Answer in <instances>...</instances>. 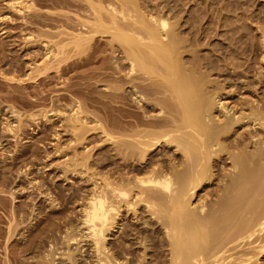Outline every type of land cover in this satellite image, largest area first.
Segmentation results:
<instances>
[{
	"label": "bare ground",
	"instance_id": "6f19581e",
	"mask_svg": "<svg viewBox=\"0 0 264 264\" xmlns=\"http://www.w3.org/2000/svg\"><path fill=\"white\" fill-rule=\"evenodd\" d=\"M24 3L21 7L29 11V16L25 14V17L21 16L24 17V21L27 17L22 25L27 24L25 27L22 26L20 32H26L24 35L27 42L43 44L55 60L52 58V63L49 60L43 63L46 69H42L40 65L36 68L40 73L44 72V76H41L42 73L37 76L34 72L37 77L33 74L34 77L31 75L27 79H22L17 73H22L18 71L21 65H16L14 60V66L10 63L8 68L15 69L4 67L5 70L2 69L1 74L5 78L10 76L9 81L25 82L26 88L33 87L37 93L34 91L36 98L32 97V105H39L42 100L48 98L42 91L38 92L36 89L48 83L52 77L48 72H53L54 70H51L53 67L56 68V74L61 80L77 67L102 61L100 66H104L106 71L95 70V73L91 71L90 77H97L102 83L103 80H106L105 83L108 81L111 83L109 86L108 82V87L106 85L109 90L104 91L105 95L101 91L99 96L102 95L103 99L90 97L91 103L95 104L94 106L89 104L90 108L99 104L98 111H102V116L97 114V109L95 113L90 108V111L85 109L88 105L86 96L87 105L83 102L86 106L82 100L74 102L73 100H76L74 98L73 103L69 104L72 107L71 122L74 124L72 131L76 133H73L76 135L74 143L78 141L82 144L90 140L87 139L86 133L89 131L90 115L96 117L94 120L96 125L92 129H99L100 134L102 133L105 140L109 141L106 158L100 153V156L94 159L99 170L95 173L98 178L91 181L93 187L91 192H88L89 195L83 196L86 203L82 207L80 223L82 227L79 228L82 229L83 237L92 243L91 255H84L86 251L83 252L84 247L79 250L76 248L82 252L81 255L71 250L72 243L77 242V245L79 243L78 227L70 230L72 227L68 225V229L65 230L67 233L62 236L64 231L57 225L58 222L55 227L53 222L45 223L54 228L46 225V228L43 231L39 229L41 233H38L31 227L28 232L31 239L26 246L29 245L30 251L37 254L35 258L36 256L40 258L32 264H264V24L262 23L263 29L259 28L258 35L246 34L249 36L250 45L246 41V45L239 44L244 34L240 33L241 30L236 28L237 26L232 28L229 36L227 32V44L224 49L221 42L214 45L210 42L215 33L219 35L217 30L214 29L215 33L211 30L214 26L202 32H198L200 27H196L194 31L195 24H198L199 20L201 22V19L189 11L186 16L176 12L177 9L184 11L181 9L184 7H180L183 3L175 4L176 1L170 4L176 9L171 14L168 13L169 8L164 11V8L167 9L170 5L162 7L161 3L154 0H27ZM38 5L52 9H49V12H40ZM19 8L18 12H22V8ZM65 8L71 11L67 12ZM81 11L86 12V18L91 19L86 20L83 15L80 16ZM79 17H82V20ZM36 23V27L38 24L43 27L35 29L33 25ZM20 24L16 27H21ZM33 28L35 30H32ZM103 39H109V42L105 43L108 44V48L104 51L101 48ZM206 44L209 48L212 47L209 53H204L205 51L200 49V46ZM68 47L71 48L70 52H74L70 57L67 54L69 49L66 51ZM2 51L4 50L0 52ZM3 53L6 55L8 52L1 54ZM115 54L121 57H116ZM247 54L251 58L248 59ZM1 57L3 59L0 61L5 62L4 56L0 55V59ZM31 80L33 82H29ZM74 85H66L67 91H71ZM12 86L21 88L18 83ZM91 88L88 89L93 91ZM80 90V96L87 95ZM91 91H88L89 96ZM97 93L94 94L98 95ZM59 94L56 96L58 99H53V103H62L64 99H68L65 96L66 92L65 95L64 92ZM229 100L232 101L229 103ZM119 103L121 105H118ZM11 113L18 115L14 110ZM39 114L30 113V119L35 120ZM45 115L47 119V113ZM24 125L23 123V127ZM23 127L9 123L6 130L20 137L25 132ZM4 146V142H0L1 158L3 150H6ZM83 147L87 148L88 144L84 143ZM76 149L73 152L76 153ZM37 151L33 154L40 152ZM84 152L87 155L80 157L81 159L77 157L78 155L74 157L77 158L73 159L74 164H71L73 172H78L83 167L88 171L92 154L87 153V150ZM106 159L109 160L110 168L106 166L108 170L104 173L102 170L106 169L103 166ZM69 167L67 171H70ZM218 179L219 182L216 183ZM3 182L1 181V185ZM203 190H207L208 193L214 191L217 196L214 204L211 203L209 206L202 199L194 204L195 195ZM85 191L87 192V189ZM5 192L9 191L4 190ZM14 192L12 194L15 196ZM143 212L150 214L149 220H143ZM130 213L136 221L125 220V216ZM62 215H59L61 216L59 218H62ZM140 220L147 225L141 227L138 222ZM21 223L19 220V224ZM11 226L8 232L13 236L16 232L12 227L15 225ZM119 231L120 234L116 238ZM109 235H113L114 238L108 239ZM27 247L21 251L28 250Z\"/></svg>",
	"mask_w": 264,
	"mask_h": 264
},
{
	"label": "rangeland",
	"instance_id": "374dc122",
	"mask_svg": "<svg viewBox=\"0 0 264 264\" xmlns=\"http://www.w3.org/2000/svg\"><path fill=\"white\" fill-rule=\"evenodd\" d=\"M23 1V2H22ZM27 0H0V51L4 50L2 52L7 53L6 55L1 54L2 52H0L1 56H4L5 58V62H1L0 63V142H4L5 146L4 148L6 150H3L4 154L3 157L1 158L0 156V264H4V262L6 264H32L34 261L39 260L40 258L38 256H36L37 258H35L34 256L37 255L35 254V252H33L32 250L30 251L29 249V245L28 247L26 246L27 244L30 243V239L31 237H28V232H30L31 227L33 228V231L41 233L40 230L43 231V229L46 228L47 224H52L53 222V226L57 223L58 226H61V229H63L62 231H64L62 233V236H65V234L67 232H65L66 229H68V225H70L69 227H72L70 230H72L73 228L80 230L78 232V245L76 244L77 242L72 243L71 245V250L74 252H77L75 254L77 255H81L82 252L80 253L78 250L81 247L83 248V253L84 255L86 254H90L91 255V242L87 241L88 239H85V237H83L82 235V229H80L79 227H82V225L80 224L82 221V207L85 205L86 200L83 199L84 197H86L87 195H89V193L91 192V187H93L91 181L97 179L98 175L95 176V173L99 170H97L96 168V161L94 160L96 157L100 156V153L102 154L101 156H103V158L107 155V150H108V146H109V141H107V139L105 140L104 135L100 134L99 129L98 130H93L92 127H95L94 125H96L94 122L95 120V116L90 115L89 118V124H88V129L89 131L86 132L87 135H85V137H87V139L90 140H86L87 142H82L78 143V141H75L76 143H74V140L76 137V133L75 131H72V127H74V124L71 122L73 117H70V115H72L71 109L72 107H70L71 105H69L70 103H73V101H77L82 100L81 102L83 103H87L88 101V105L87 107H85L86 105L83 103V105H85V109H87L88 111H91L93 113H95V110L97 111V114L99 113L100 116L103 115L102 111H98V107L100 106L99 104H96V107H92L90 108L89 104H93L91 103V98H102L100 95L101 91L102 93L105 95L104 91L107 89L108 87V82L105 83V81H99L100 79H97V77L91 78V71L93 73H95L96 71H106L104 70L105 68H103L104 66H100L102 61L99 62H95V63H90V65H85L84 67L80 66L81 68L77 67L75 70H72L70 72H68V74L64 75V78H62L61 80H59L58 78V74L56 68H52L51 70L54 72L49 71L48 74H50L49 76L51 77V79H49L48 83H46V85H40V87H37V91H42L44 96L47 98L45 100L41 101V104L39 105H32L31 101L33 100V98L35 99L36 97L34 95H36V91L35 89H33V87H25L24 83L25 82H17V81H9L8 78L10 76H7L8 78H5V76L1 73H3V70H5V68L7 69L12 63V65L14 64L13 60L15 61L16 65H21V68H18V71H22L21 72H17L21 75L22 79H27L29 78V76H34L37 77L39 76L41 73V76H44V72L41 71V73L39 72L38 68L39 65L40 67H43L42 69H46L44 68L45 62H47L48 60L52 63V53H48V50H46L43 47V44H39V43H29L27 42L26 39V35H24V33L26 32H20L21 28L25 27V25L27 24H23L26 21L23 20L25 15L29 16V11L23 9L21 6H23ZM37 1V0H35ZM157 3H161L162 7H165L166 4L167 5H172L175 4H182L180 5V7H184L181 8L184 11L180 10V9H175L173 8L171 5L170 7L164 8L165 10H169L170 12L168 13H173L175 10L176 12H179L180 14L182 13L183 16H186L188 14V11L190 14H194V16H197L198 19H201V22L199 20L198 24H195V30L196 31V27L199 28L197 31L198 32H202V30H206V28L208 29L210 26H214L211 28V30L213 31L214 29L217 30V33L219 34L218 37L215 33V37L212 36L213 38L211 39L210 42H212L214 44L221 42L222 43V47L224 49H226V44H227V32L229 36V33H232V28H239L241 30L240 33H243V42H239V44L241 45H246L250 43V40L248 39L249 36L253 35H258V31L259 28L262 27V23L264 24V0H154ZM160 1V2H159ZM193 1V3H191ZM232 1V2H231ZM224 2V3H223ZM197 3V4H196ZM200 3V4H199ZM203 3V4H202ZM20 4V5H19ZM42 4V3H40ZM164 4V5H163ZM187 4V5H186ZM207 4V5H206ZM13 5V6H11ZM17 7H15V6ZM186 5V6H184ZM200 5V6H199ZM206 5V6H205ZM226 5V6H225ZM39 6V5H38ZM174 6V5H173ZM219 6H224V7H219ZM233 6V7H232ZM22 8V12L19 11L18 12V8ZM42 7V8H41ZM173 10H172V8ZM179 7V8H180ZM19 8V9H20ZM41 8V9H40ZM226 8V9H225ZM47 11H46V10ZM52 9V8H49ZM48 9V6H39V11L40 12H49L50 10ZM175 9V10H174ZM234 9V10H233ZM43 10V11H42ZM45 10V11H44ZM65 10L67 11V8H65ZM70 10V9H69ZM68 10V11H69ZM187 10V12H186ZM193 10V11H192ZM196 10V11H195ZM198 10V12H197ZM202 10V11H201ZM220 10V11H219ZM57 11V10H56ZM59 11V10H58ZM67 11V12H68ZM71 11V10H70ZM69 11V12H70ZM192 11V13L190 12ZM212 12L209 13V12ZM215 11V12H214ZM236 11V12H235ZM82 12V11H81ZM186 12V13H185ZM203 12V13H202ZM214 12V13H213ZM80 12H78L79 14ZM83 13V12H82ZM80 13V16L83 15V18H85L86 20H88L89 18H86V12L85 13ZM221 13V14H220ZM25 14V15H24ZM89 14V13H88ZM87 14V17H88ZM185 14V15H184ZM219 17L217 18L218 15ZM24 17H21L23 16ZM205 15V16H203ZM3 16V17H2ZM214 17V19H213ZM3 18V19H2ZM80 19L82 17H79ZM187 18V17H186ZM204 18V19H202ZM216 18V19H215ZM236 18V19H235ZM241 18V20H240ZM8 19V20H7ZM91 19V18H90ZM211 19V20H210ZM229 19V20H228ZM238 19V20H237ZM257 19V20H256ZM261 19V20H259ZM15 20V22H14ZM29 17L27 19V21H29ZM82 20V19H81ZM216 20V22H215ZM220 20V22L218 21ZM223 20V21H222ZM231 20V21H230ZM259 20V22H258ZM263 20V21H262ZM21 21V22H20ZM214 21V22H213ZM234 21V22H233ZM261 21V23H260ZM230 22V23H229ZM233 22V23H232ZM21 23V24H20ZM220 23V24H219ZM260 23V26H259ZM16 24V25H15ZM20 24L21 27H16ZM214 24V25H213ZM224 24V25H223ZM229 24V25H228ZM231 24V25H230ZM233 24V25H232ZM237 24V25H236ZM239 24V25H238ZM218 25V26H217ZM223 25V26H222ZM23 26V27H22ZM32 26V25H30ZM37 23L36 25H33V27L36 28H42L43 26H40ZM207 26V27H206ZM234 26V27H233ZM245 28H244V27ZM217 27L219 29H217ZM224 27V28H223ZM227 27V28H226ZM231 27V29H230ZM256 27L258 29H256ZM32 30H35V29ZM81 29V27H79ZM243 28V29H242ZM247 28V30H246ZM4 29V30H3ZM44 29V28H43ZM46 29V28H45ZM210 29V28H209ZM230 29L231 32H229L228 30ZM30 30V29H28ZM243 30V31H242ZM264 30V29H263ZM5 31V32H4ZM219 31V32H218ZM4 32V33H3ZM2 33V34H1ZM213 33V34H214ZM222 33V34H221ZM249 35L248 37L246 36ZM212 35V33H211ZM223 35V36H222ZM217 36V37H216ZM222 37V38H221ZM224 38V40H223ZM246 39V40H245ZM105 40H107L105 42ZM104 41V42H103ZM246 41V43H245ZM103 42V43H102ZM101 42V48L104 49L108 48V43L109 39H103ZM207 42V41H206ZM205 42V43H206ZM258 44L260 45V41L258 40ZM18 43V44H17ZM29 44V45H28ZM32 44V45H31ZM34 44V45H33ZM251 44V43H250ZM249 44V45H250ZM31 45V46H30ZM104 45V46H103ZM12 46V47H11ZM205 46V45H204ZM200 46L201 50H204V53H209L210 49L209 45L206 44V46ZM201 47H204L203 49ZM24 48V49H23ZM248 48H250V46H248ZM70 52L71 48H67L66 51ZM7 51V52H6ZM100 51H102V49H100ZM99 51V52H100ZM208 51V52H207ZM248 54H250V49L248 50ZM67 52L68 56H72L74 54V52ZM37 53V54H36ZM73 53V54H72ZM107 53V52H106ZM105 53V54H106ZM261 53V51H260ZM100 55H102L101 53H99ZM104 54V52H103ZM108 54V53H107ZM215 54L219 55L218 53L215 52ZM247 54V55H248ZM11 55V56H10ZM115 54L116 57H119L120 55ZM51 56V58H50ZM248 59L251 58L250 55H248ZM9 59H7V58ZM121 57V56H120ZM119 57V58H120ZM15 58V59H14ZM17 58V59H16ZM76 58V57H73ZM71 58V59H73ZM215 58H217V56L215 55ZM3 57H1L0 60H2ZM12 60V61H11ZM21 60V61H20ZM53 60H55L53 58ZM11 61V62H10ZM19 61V62H18ZM71 61V60H69ZM49 62V64H51ZM40 63V64H39ZM38 64V66H37ZM14 66V65H13ZM100 66V67H99ZM5 67V68H4ZM20 67V66H19ZM94 67V68H93ZM98 67V68H97ZM13 69H15V67H12ZM11 67L8 69H12ZM101 68H103L102 70H100ZM3 69V70H2ZM12 69V70H13ZM21 69V70H20ZM89 69V70H88ZM2 70V72H1ZM38 70V72L36 71ZM96 70V71H95ZM44 71V70H43ZM95 71V72H94ZM37 73V76L35 75V73ZM75 72V73H74ZM83 72V73H82ZM90 72V73H88ZM30 73V74H29ZM40 73V74H39ZM87 73V75H86ZM92 73V74H93ZM39 74V75H38ZM77 74V75H76ZM82 74V75H81ZM3 75V77L1 76ZM75 75V76H74ZM33 76V77H34ZM55 76V77H54ZM81 76H85L80 77ZM74 77V78H73ZM88 77V78H87ZM90 77V79H89ZM57 78V80H56ZM47 79V80H48ZM75 79V80H74ZM83 79V80H81ZM87 79V80H86ZM89 79V80H88ZM93 79V80H91ZM52 80V81H50ZM70 80V81H69ZM97 80L99 82H97ZM60 81V82H59ZM62 81V82H61ZM69 81V82H68ZM83 81V82H81ZM92 81V83H91ZM94 81V82H93ZM96 81V82H95ZM12 82V83H10ZM29 82H33V80L29 81ZM52 82V83H51ZM64 82V83H63ZM65 82L67 84H65ZM71 82V83H70ZM73 82V83H72ZM80 82L82 83L80 86ZM90 82V83H89ZM10 83V84H9ZM18 83V85H20L21 88H17V86H15L16 88H13V85H16ZM28 83V82H26ZM51 83V84H50ZM57 83V84H56ZM60 83V84H59ZM88 85L87 87L85 86L86 84ZM95 83V84H94ZM99 83V84H98ZM110 83V82H109ZM71 85V84H75L74 87H79L78 89L80 91L83 90V92H86L87 95H84V97L79 93V90H77V88H72L71 91H67L66 89V85ZM91 84V85H90ZM93 84V85H92ZM49 85V86H48ZM95 85V86H94ZM107 85V87H106ZM111 85V83L109 84V86ZM113 85V84H112ZM25 88H23V87ZM57 86V87H56ZM92 86V88H91ZM51 87H53V89H51ZM96 87V88H95ZM98 87V88H97ZM11 88V89H10ZM43 88V89H42ZM61 88V89H60ZM83 88V89H82ZM91 88L93 91L89 90ZM95 88V89H94ZM19 89V91H17ZM57 89V90H56ZM76 89V91L74 92V90ZM98 89V90H97ZM44 90H46L44 92ZM54 90V91H53ZM56 90V91H55ZM85 90V91H84ZM96 90V91H95ZM109 90V89H107ZM106 90V91H107ZM16 92V93H12ZM30 91V92H29ZM34 91L36 93H34ZM88 91H91V95H88ZM100 91V92H99ZM105 91V92H106ZM50 92V93H49ZM57 93L55 95V93ZM65 95L66 92V97L68 99H64L62 103H53V99L56 98V96H59L61 93ZM73 92V93H72ZM98 92L96 94L94 93ZM3 93V94H2ZM12 93V94H11ZM30 93V94H29ZM9 94V95H8ZM16 94V95H15ZM23 94V95H22ZM79 94V95H78ZM85 94V93H84ZM11 95V96H10ZM14 95V97H13ZM26 95V96H25ZM50 95V96H49ZM96 97H95V96ZM5 96V97H4ZM21 96V97H20ZM29 96V97H27ZM88 97L87 101L86 98ZM94 96V97H92ZM98 96V97H97ZM23 97V98H22ZM26 97V98H25ZM33 97V98H32ZM54 97V98H52ZM76 97V98H75ZM79 97V98H78ZM6 98V99H5ZM22 98V99H21ZM72 98L76 99L72 101ZM104 98V97H103ZM102 98V99H103ZM9 99V100H8ZM24 99V100H23ZM58 99V97L56 98ZM237 99V98H235ZM78 100V101H79ZM85 100V101H84ZM105 100V99H104ZM22 101V102H21ZM26 101V102H24ZM90 101V102H89ZM232 100H229L228 102L230 103ZM68 102V104H67ZM235 103V102H234ZM57 106V104H60L61 108H59L58 106L54 107L53 105ZM63 104V105H62ZM32 105V106H31ZM66 105V106H65ZM69 105V106H67ZM95 104H93L94 106ZM114 105V103H113ZM116 105V104H115ZM118 105H121L120 103ZM233 105V103L231 104ZM12 107V108H11ZM56 108V110H55ZM90 108V109H89ZM94 108V110H93ZM40 111H38V110ZM52 109V111H51ZM59 109V110H58ZM16 111L18 113V115L15 116V114L11 113L12 111ZM37 110V111H36ZM47 111V112H46ZM50 111V112H49ZM57 111V112H56ZM62 111V112H61ZM35 112L37 113V115L39 113L40 116H36V119L39 121L37 122V120L35 119H30L29 114ZM16 113V114H17ZM29 113V114H27ZM47 113V119H46V114ZM92 113V114H93ZM21 114V115H20ZM27 114V115H26ZM21 116V117H20ZM44 116V117H43ZM29 117V118H28ZM38 117V118H37ZM21 120H20V119ZM24 120H23V119ZM50 119V121H49ZM69 119H70V123H69ZM23 120V121H22ZM31 120V121H30ZM47 120V121H46ZM53 121V122H52ZM7 122V123H6ZM22 122V124H21ZM11 123V125H21L23 127V123L25 124L23 127V129L25 128V132H21L19 134L20 137L18 135H14V133L12 132H7L6 127L7 124ZM46 123V124H45ZM71 123L73 125H71ZM33 124V125H32ZM40 124V125H39ZM54 124V125H53ZM93 125V126H91ZM6 126V127H5ZM30 126V127H29ZM5 127V128H4ZM27 127V128H26ZM29 127V128H28ZM46 127V128H45ZM52 127V128H51ZM112 127H109V129H111ZM22 129V130H23ZM52 129V130H51ZM46 130V131H45ZM75 130V129H74ZM24 131V130H23ZM45 131V132H44ZM51 131V132H50ZM96 131V133L94 132ZM20 132V131H19ZM92 132V133H91ZM98 132V133H97ZM75 133V134H73ZM91 133V134H90ZM46 134V135H44ZM56 134L58 136H56ZM49 135V136H48ZM54 135V136H53ZM101 135V137L99 136ZM96 137V138H95ZM104 137V138H102ZM39 138V139H38ZM93 138V139H92ZM95 138V139H94ZM92 139V140H91ZM104 139V140H103ZM46 140V141H45ZM95 140V141H94ZM105 141V142H103ZM45 142V143H44ZM90 142V143H89ZM98 142V144L96 143ZM37 143V144H36ZM42 143V144H40ZM84 143L88 144V147L90 149H92V151H90V149L84 148ZM102 144V148L101 146L99 147L100 144ZM108 143V144H107ZM46 144V145H45ZM78 144H80L79 146H77ZM98 146H97V145ZM105 144V145H103ZM44 145V146H43ZM83 145V146H82ZM108 145V146H107ZM38 146V147H35ZM41 146V147H40ZM43 146V147H42ZM77 146V147H76ZM94 146V147H93ZM72 147V148H71ZM36 148V149H35ZM41 150H40V149ZM77 148V149H76ZM32 149V150H31ZM38 149V151H37ZM44 149V150H43ZM73 149V150H72ZM76 149V154L75 151ZM94 149V150H93ZM37 152H42V153H35V155L33 154V152L35 151ZM58 150V153H57ZM85 150H87V153L90 152V154H92V160H90V164L88 166V171L87 168L83 167L81 169H79L78 172H73V165H71L73 162V159H76L77 157L79 159H81L83 156H86V152H84ZM89 150V151H88ZM106 150V151H105ZM21 151V152H20ZM84 153H82V152ZM105 151V152H104ZM1 150H0V155H1ZM49 152V153H48ZM74 156H73V153ZM83 154L81 155L80 154ZM92 152V153H91ZM48 153V154H47ZM98 153V154H97ZM105 153V154H103ZM33 154V155H31ZM37 154V156H36ZM43 154V155H42ZM50 154V155H49ZM29 155V156H27ZM76 155H78L76 158H74ZM98 155V156H97ZM48 156V157H46ZM50 156V157H49ZM27 157V158H26ZM30 157V158H29ZM35 157V158H34ZM73 157V158H72ZM81 157V158H80ZM7 158V159H6ZM49 158V159H48ZM72 158V159H71ZM106 158V157H105ZM36 159V160H35ZM39 159V160H38ZM70 159L72 161H70ZM14 160V161H13ZM32 160V162H31ZM88 160V161H89ZM94 160V161H93ZM26 162V163H24ZM39 162V163H38ZM44 162V163H43ZM105 162V163H104ZM103 163L104 168L107 166L108 168H110L108 166L109 160H105ZM5 163V164H4ZM13 163V165H12ZM68 163V164H67ZM70 163V164H69ZM3 164V165H2ZM9 164V165H7ZM11 165V166H10ZM21 165V166H20ZM30 165V166H29ZM65 165V166H64ZM93 165V166H92ZM20 166V167H19ZM70 166V167H69ZM72 166V167H71ZM8 167V169L6 168ZM31 167V168H30ZM67 167L70 168V171H67ZM94 167V169H93ZM106 167V169L102 170V172L104 171V173L108 170V168ZM66 168V169H65ZM83 169V170H82ZM86 169V170H85ZM6 170V171H5ZM16 170V171H14ZM29 170V171H28ZM94 170V171H93ZM97 170V171H96ZM3 171V172H2ZM14 171V172H13ZM18 171L23 172V173H19ZM72 171V172H71ZM85 171V172H84ZM93 171V172H91ZM6 172V173H5ZM28 172V173H26ZM87 172V173H86ZM19 173V174H18ZM26 173V176H25ZM78 173V174H77ZM12 174V175H11ZM33 174V175H32ZM62 174V175H61ZM81 174V175H80ZM21 175V176H20ZM67 175V176H66ZM4 176V177H2ZM25 176V177H24ZM28 176V177H27ZM96 178H94V177ZM10 177V178H9ZM40 177V178H39ZM43 177V178H42ZM46 177V178H45ZM92 177V178H90ZM9 178V179H8ZM12 178V179H11ZM20 180H19V179ZM23 178V179H22ZM42 178V179H41ZM3 179V180H2ZM47 179V180H46ZM69 179V180H68ZM89 179V180H88ZM5 180V181H4ZM15 180V181H14ZM25 180V182L23 181ZM72 180V181H71ZM1 181L3 182V186L1 185ZM33 181V182H32ZM51 181V182H50ZM219 179L216 180L215 182L218 183ZM8 182V183H7ZM20 182V183H19ZM36 182V183H35ZM5 183V184H4ZM38 183V184H37ZM85 183V184H84ZM46 184V185H45ZM79 184V185H78ZM5 185V186H4ZM13 185V186H12ZM34 185V186H33ZM36 185V186H35ZM39 185V186H38ZM78 185V186H77ZM7 186V187H6ZM44 186V187H43ZM77 186V187H76ZM216 186V184H215ZM3 187V188H2ZM25 189H24V188ZM37 187V188H36ZM41 187V189H40ZM46 187V188H45ZM74 187V188H73ZM89 187V188H88ZM82 188V189H81ZM38 189V190H37ZM85 189H87V192L85 191ZM210 189V188H209ZM5 191H9V192H5ZM27 190V191H26ZM30 190V191H29ZM35 190V191H34ZM89 190V191H88ZM15 191V196L14 194H12V192ZM48 191V192H47ZM63 191V192H62ZM36 192V193H35ZM42 192V193H41ZM80 192V194L78 193ZM89 192V193H88ZM210 193H208L207 190H203L200 191L198 195H195L193 201L194 204L197 203L198 201L200 202V199L205 200V202L210 206L212 204H214L217 196L214 193V191L212 190L209 191ZM8 193V194H7ZM18 193V194H17ZM21 193V195L19 194ZM32 193V194H31ZM34 193V194H33ZM43 193H45L44 195H42ZM86 193V194H85ZM214 193V194H213ZM76 194V195H75ZM83 194V195H82ZM85 194V195H84ZM206 194V195H205ZM211 194V195H210ZM12 195V196H11ZM18 195V197H17ZM23 195V196H22ZM48 195V196H47ZM51 195V197H49ZM215 195V196H214ZM14 196V198H13ZM21 196V197H20ZM44 196V197H42ZM47 196V197H46ZM65 196V197H64ZM77 196H81V197H77ZM84 196V197H83ZM205 196V197H204ZM2 197V198H1ZM15 197H17V199H15ZM32 197V198H31ZM30 198V199H29ZM55 198L57 200H55ZM198 198V199H197ZM7 201H6V200ZM54 199V200H53ZM76 199V200H75ZM17 200V201H16ZM10 201V202H9ZM50 201V202H49ZM71 201V202H70ZM73 201V202H72ZM2 202V204H1ZM6 202V203H5ZM27 203V205H26ZM37 203V204H36ZM68 203V204H67ZM82 203V204H81ZM212 203V204H211ZM8 204V205H7ZM53 204V205H52ZM81 204V205H80ZM84 204V205H83ZM11 205V206H10ZM17 205V206H16ZM71 205V206H70ZM74 205V206H73ZM3 206V207H2ZM6 206V207H5ZM8 206V207H7ZM15 206V207H14ZM33 206V207H31ZM45 206V207H44ZM60 206V207H59ZM11 207V208H10ZM20 208V210L18 208ZM72 207V209H71ZM75 207V208H74ZM18 209V214L16 213V210ZM24 208V209H23ZM33 208V210H32ZM48 208V209H47ZM16 209V210H15ZM29 211H27V210ZM15 210V213H14ZM22 210V211H21ZM63 211V212H62ZM12 212V213H11ZM23 212V213H22ZM26 212V213H25ZM28 212V213H27ZM34 212V213H33ZM8 213V214H7ZM14 213V215L11 214ZM36 213V214H35ZM54 213V214H53ZM64 215H62V214ZM82 213V214H81ZM26 214V215H25ZM30 214V215H28ZM18 215V216H17ZM53 215H55V217H53ZM62 215V218H59ZM14 216V217H13ZM16 216V219H15ZM21 216V217H20ZM2 217V218H1ZM8 217H10L8 219ZM27 217V218H26ZM48 219H47V218ZM74 217V218H73ZM126 219L125 220H131V221H136L133 219V217H131V213L128 214V216H125ZM14 218V219H13ZM21 218V219H20ZM25 218V219H23ZM52 220H50V219ZM150 218V214L147 212H143V220L145 219L146 221L149 220ZM23 219V220H22ZM59 219L60 222H59ZM63 219V220H62ZM73 219V220H72ZM14 220V221H13ZM19 220L20 223L21 221H23L21 224H19ZM37 220V221H36ZM46 220H50V221H46ZM65 220L67 221L65 223ZM143 220L138 221L140 223V226H146L147 224H144ZM3 223H2V222ZM13 221V222H11ZM16 221V222H15ZM29 221V222H28ZM56 221V222H55ZM15 222V223H14ZM25 222V223H24ZM62 222V223H61ZM69 222V223H68ZM124 223V221H122ZM12 224V226L15 225V227H12L10 224ZM24 223V224H23ZM47 223V224H45ZM61 223V224H59ZM64 223V225H63ZM8 224V225H7ZM14 224V225H13ZM19 225L16 227V225ZM23 224V225H22ZM44 224V225H43ZM12 227V229L15 228V235L10 236L9 235V228L10 226ZM38 225V226H37ZM62 225L64 228H62ZM67 225V226H66ZM9 226V228H8ZM50 227V225H47ZM52 226V225H51ZM56 226V225H55ZM54 226V227H55ZM67 228H66V227ZM74 226V227H73ZM23 227V228H22ZM44 227V228H43ZM54 227H50L51 229H53ZM25 228V229H24ZM48 228V227H47ZM16 229H18L16 231ZM40 229V230H39ZM20 230V231H19ZM25 230V231H24ZM39 230V231H38ZM24 231V232H23ZM2 232V233H1ZM20 233L19 235L17 233ZM23 233V234H22ZM37 233V234H38ZM85 234V233H84ZM119 233L115 236L116 238L119 236ZM25 238H23V236ZM26 235V236H25ZM80 235V236H79ZM10 236V237H9ZM82 236V237H81ZM27 237V238H26ZM5 238V239H4ZM7 238V239H6ZM10 238V239H9ZM13 238V239H12ZM19 238V239H18ZM114 236L113 235H109L108 239H113ZM115 238V239H116ZM28 239V240H27ZM5 240V241H4ZM28 242H27V241ZM111 241V240H109ZM81 242V243H80ZM8 243V244H7ZM27 243V244H26ZM7 245V246H6ZM12 245V246H11ZM24 245V246H23ZM25 247L28 248L27 252L25 251H21L22 248L25 249ZM10 250H9V249ZM78 250H77V249ZM7 249V250H6ZM90 250V251H89ZM7 253H6V252ZM21 251V252H20ZM30 251V252H28ZM23 252V255H22ZM32 252V253H31ZM6 253V254H5ZM13 254V255H12ZM16 254V255H15ZM33 254V255H32ZM20 255V256H19ZM32 255V256H31ZM8 256V257H7ZM17 257V258H13V257ZM19 256V257H18ZM24 256V258L22 257ZM30 256V257H29ZM34 257V259H33ZM19 258V259H18ZM32 258V259H31ZM19 260V262H17ZM9 263H8V262ZM12 261V262H11ZM22 261V262H21ZM26 261V262H25ZM28 262V263H27Z\"/></svg>",
	"mask_w": 264,
	"mask_h": 264
}]
</instances>
